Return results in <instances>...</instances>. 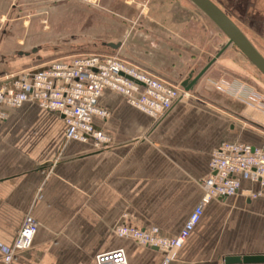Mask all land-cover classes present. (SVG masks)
<instances>
[{
  "label": "crops",
  "instance_id": "crops-1",
  "mask_svg": "<svg viewBox=\"0 0 264 264\" xmlns=\"http://www.w3.org/2000/svg\"><path fill=\"white\" fill-rule=\"evenodd\" d=\"M153 4L155 24L148 29L153 46L141 68L178 85L203 68L191 51L202 49L204 39L197 25L163 23L169 17L166 5ZM237 6L264 22V0H238ZM14 7L13 0H0V79L28 69L6 67L21 43L6 22ZM239 64L240 59L223 56L193 86L191 97L159 120L105 91L98 104L109 116L93 123L109 139L101 148L65 142L60 118L37 105L4 108L0 264L28 215L38 231L32 247L10 264H94L95 255L117 248L125 250L128 264H164L163 253L112 229L156 228L161 237L176 236L202 197L212 151L222 143L264 145V94L237 78ZM239 180L237 195L204 207L199 224L168 264H224L225 257L264 255V194L249 198L260 186L246 175Z\"/></svg>",
  "mask_w": 264,
  "mask_h": 264
},
{
  "label": "built area",
  "instance_id": "built-area-1",
  "mask_svg": "<svg viewBox=\"0 0 264 264\" xmlns=\"http://www.w3.org/2000/svg\"><path fill=\"white\" fill-rule=\"evenodd\" d=\"M180 83L169 84L112 55L63 56L0 79V128L6 119L4 108L30 103L60 118L65 126V142H92L95 148H101L109 139L93 123L95 118L109 116L98 104L105 91L120 95L133 108L159 120L176 103L191 97V91L184 90ZM240 175L260 186V191L250 192L249 198L264 194V145L222 143L212 151L209 175L201 181L202 197L176 236L164 238L156 228L140 230L126 225H117L112 232L140 246L156 248L164 254L163 263L168 264L171 253L183 246L199 224L204 207L212 200L233 197L241 191ZM38 228L32 216L23 219L3 257L4 264L32 247ZM94 264H128V260L125 250L117 248L95 255Z\"/></svg>",
  "mask_w": 264,
  "mask_h": 264
},
{
  "label": "rangeland",
  "instance_id": "rangeland-1",
  "mask_svg": "<svg viewBox=\"0 0 264 264\" xmlns=\"http://www.w3.org/2000/svg\"><path fill=\"white\" fill-rule=\"evenodd\" d=\"M211 1L229 16L264 57V22L245 14L246 10L238 8V0ZM153 2L154 0H13L17 8L9 9L6 22H11V37L14 40L20 39L21 43L17 45V49L12 50L29 55H13L12 63H8L6 67L18 71L63 56L105 54L115 56L128 66L147 73L141 67H144L146 51L153 46L148 31L155 24ZM161 4L166 5L169 16L163 23L187 22L200 29L204 47L191 48V55L193 58L197 57L195 63L200 67L206 66L215 58L221 46L228 42L189 0H161ZM250 5L252 4L249 3ZM109 42L121 43V47L114 51L103 46V43ZM32 48L35 49L33 53ZM168 50L166 47L165 52ZM226 55L240 59L236 70L237 78L264 94L263 75L235 46L229 45L212 65H216ZM242 62L244 66L241 65Z\"/></svg>",
  "mask_w": 264,
  "mask_h": 264
},
{
  "label": "water",
  "instance_id": "water-1",
  "mask_svg": "<svg viewBox=\"0 0 264 264\" xmlns=\"http://www.w3.org/2000/svg\"><path fill=\"white\" fill-rule=\"evenodd\" d=\"M203 15H205L217 29L227 38L226 45L221 46L220 51L204 66L194 77L191 72L180 86L191 91L193 86L201 79L210 66L216 61L229 45H233L237 50L263 75L264 77V57L243 34L239 27L211 0H189ZM103 46L114 51L121 47V43H103ZM35 49L32 50V53ZM18 56H28L29 53L17 52ZM1 75V74H0ZM154 248V247H153ZM157 250L156 248H154ZM224 264H264V255L234 256L225 257Z\"/></svg>",
  "mask_w": 264,
  "mask_h": 264
},
{
  "label": "trees",
  "instance_id": "trees-1",
  "mask_svg": "<svg viewBox=\"0 0 264 264\" xmlns=\"http://www.w3.org/2000/svg\"><path fill=\"white\" fill-rule=\"evenodd\" d=\"M0 74L2 75L3 73H0ZM1 75H0V76H1Z\"/></svg>",
  "mask_w": 264,
  "mask_h": 264
}]
</instances>
